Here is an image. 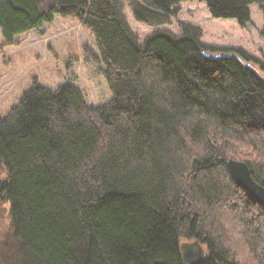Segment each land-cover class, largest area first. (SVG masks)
<instances>
[{
	"label": "trees",
	"instance_id": "16d2710c",
	"mask_svg": "<svg viewBox=\"0 0 264 264\" xmlns=\"http://www.w3.org/2000/svg\"><path fill=\"white\" fill-rule=\"evenodd\" d=\"M184 1L0 0V48L55 16L76 21L97 47H83L84 61L111 93L92 105L73 79L32 77L0 113V204L14 236L4 263L183 264L179 243L197 240L200 264H264V205L226 166L245 161L264 186V62L202 43L178 18L179 33L160 28ZM201 1L241 26L251 4L264 19L263 0ZM127 8L156 28L142 43Z\"/></svg>",
	"mask_w": 264,
	"mask_h": 264
},
{
	"label": "rangeland",
	"instance_id": "374dc122",
	"mask_svg": "<svg viewBox=\"0 0 264 264\" xmlns=\"http://www.w3.org/2000/svg\"><path fill=\"white\" fill-rule=\"evenodd\" d=\"M178 8V16L172 18L169 25L160 28L179 33L176 24L178 18L202 29V43L217 47L242 48L249 55L264 62V19L256 4L250 5V20L244 26L239 25L233 18L212 17L201 0L181 2ZM125 15L140 43L156 29L136 21L128 8L125 9ZM17 37L21 39L17 45L0 48L2 115L16 103L22 91L30 87L32 77L52 87L73 79L84 90L88 102L92 105H99L111 98L106 81L97 71V66L84 61L83 47L88 46L94 51L97 47L90 33L80 23L56 16L53 22L43 23L38 29L19 34ZM1 41L0 29V43ZM72 55L76 56L75 60L70 58ZM69 58L71 64L68 66ZM5 176L6 169L0 163V178L4 179ZM8 210V203L0 204V253L7 251L14 255V236ZM1 256L0 264H6L5 255Z\"/></svg>",
	"mask_w": 264,
	"mask_h": 264
},
{
	"label": "water",
	"instance_id": "95a60500",
	"mask_svg": "<svg viewBox=\"0 0 264 264\" xmlns=\"http://www.w3.org/2000/svg\"><path fill=\"white\" fill-rule=\"evenodd\" d=\"M226 166L232 180L264 205V186L252 178L248 164L239 159L228 158ZM179 248L183 264H200L204 259L205 250L197 240L183 241Z\"/></svg>",
	"mask_w": 264,
	"mask_h": 264
}]
</instances>
